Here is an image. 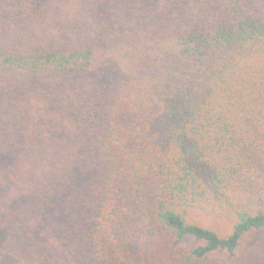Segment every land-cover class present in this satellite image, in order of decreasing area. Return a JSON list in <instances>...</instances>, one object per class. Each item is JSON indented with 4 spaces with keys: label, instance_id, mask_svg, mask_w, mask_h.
<instances>
[{
    "label": "trees",
    "instance_id": "16d2710c",
    "mask_svg": "<svg viewBox=\"0 0 264 264\" xmlns=\"http://www.w3.org/2000/svg\"><path fill=\"white\" fill-rule=\"evenodd\" d=\"M0 257L264 264V0H0Z\"/></svg>",
    "mask_w": 264,
    "mask_h": 264
},
{
    "label": "rangeland",
    "instance_id": "374dc122",
    "mask_svg": "<svg viewBox=\"0 0 264 264\" xmlns=\"http://www.w3.org/2000/svg\"><path fill=\"white\" fill-rule=\"evenodd\" d=\"M199 217V221L202 222L203 221V218L201 216H198ZM230 226H228V224H225V225H222L221 226V229L222 230H229ZM0 260H1V257H0ZM2 261V260H1Z\"/></svg>",
    "mask_w": 264,
    "mask_h": 264
}]
</instances>
